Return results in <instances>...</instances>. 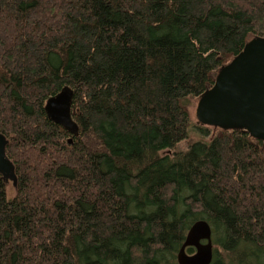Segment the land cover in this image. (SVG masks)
<instances>
[{"label": "trees", "instance_id": "1", "mask_svg": "<svg viewBox=\"0 0 264 264\" xmlns=\"http://www.w3.org/2000/svg\"><path fill=\"white\" fill-rule=\"evenodd\" d=\"M253 38L264 0H0V264H177L198 221L211 264H264V142L186 106Z\"/></svg>", "mask_w": 264, "mask_h": 264}, {"label": "water", "instance_id": "2", "mask_svg": "<svg viewBox=\"0 0 264 264\" xmlns=\"http://www.w3.org/2000/svg\"><path fill=\"white\" fill-rule=\"evenodd\" d=\"M73 93L64 89L48 99L47 117L70 132H76L71 118ZM195 116L201 125L220 130H245L264 142V38H253L243 51L222 67L214 85L198 99ZM7 141L0 134V175L15 185L12 163L6 156ZM193 248L194 253H186ZM213 245L210 226L204 221L194 223L179 249L177 264H211Z\"/></svg>", "mask_w": 264, "mask_h": 264}, {"label": "rangeland", "instance_id": "3", "mask_svg": "<svg viewBox=\"0 0 264 264\" xmlns=\"http://www.w3.org/2000/svg\"><path fill=\"white\" fill-rule=\"evenodd\" d=\"M197 102L198 100H194V99H189L187 101V109H188V113H189V116H190V120L193 122V123H198L197 119H196V116H195V111H196V106H197ZM192 137H195L192 133ZM180 148L183 150V149H186L187 147V143L186 142H182L180 143ZM13 193V188L11 186V184L9 183L8 184V194H9V197H11Z\"/></svg>", "mask_w": 264, "mask_h": 264}]
</instances>
